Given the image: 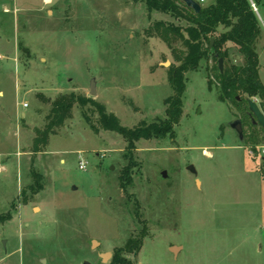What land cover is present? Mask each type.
<instances>
[{"label":"rangeland","instance_id":"1","mask_svg":"<svg viewBox=\"0 0 264 264\" xmlns=\"http://www.w3.org/2000/svg\"><path fill=\"white\" fill-rule=\"evenodd\" d=\"M159 21L186 25L134 0H0V264H112L117 250L133 264H264V129L260 145L233 129L242 120L218 100L219 59L186 74L172 136L142 139L131 154L122 136L97 131L92 105L76 104L34 150L61 95L92 100L127 128L167 119L179 63ZM136 240L139 252L124 251Z\"/></svg>","mask_w":264,"mask_h":264},{"label":"trees","instance_id":"2","mask_svg":"<svg viewBox=\"0 0 264 264\" xmlns=\"http://www.w3.org/2000/svg\"><path fill=\"white\" fill-rule=\"evenodd\" d=\"M134 1L144 3L149 13L159 12L169 15L176 21L186 23L183 26L159 21L154 27L155 33L167 44L179 63L169 69L168 81L174 94L166 100L167 119L151 124L142 123L136 128H127L122 126L114 114L107 112L104 106L76 95H61L52 102L53 107L48 116L49 123L41 131H36L34 150L38 152L41 146L45 147L48 144L49 137L56 134V129L64 126L66 120L72 117L76 104L82 108L92 105L97 111L99 120V128L97 127V129L94 125L92 128H96L97 131H111L122 136L131 154L142 139L152 140L172 136L174 127L179 123L183 113V96L187 89L186 74L197 71L201 63L210 57L216 61L224 60L223 73L218 66L215 68L218 100L237 109L242 125L247 128L246 143L260 145L261 134L257 132L252 117L248 114V101L249 99L260 100L259 107L264 113V83L260 80V56L257 49L262 28L259 16L253 8V5L256 8L263 6L264 0H217L211 5L201 4L202 8L199 13L187 8L179 0ZM212 41L213 44H211ZM177 44H181V48L176 47ZM231 47L237 49L242 58V64L231 60ZM84 117L88 120L86 114ZM133 167H135V163L132 156L130 165L126 167L120 177L121 182L131 176L130 169ZM121 185L126 188V184ZM132 243V247L130 248L128 245V249L124 251L139 252L143 241L136 240ZM122 252V250H117L113 254L112 264H133L129 259H126Z\"/></svg>","mask_w":264,"mask_h":264},{"label":"water","instance_id":"3","mask_svg":"<svg viewBox=\"0 0 264 264\" xmlns=\"http://www.w3.org/2000/svg\"><path fill=\"white\" fill-rule=\"evenodd\" d=\"M181 3L185 4L187 8L192 9L195 13H199L201 11V5L196 0H179ZM213 44V41L211 42ZM218 66L221 71V73L224 72V66H223V59H219ZM96 80L92 79L91 81V90L90 94L92 96H95L97 93V86H95ZM248 107H249V116L253 119V125L258 126L264 129V113L262 112L261 108L259 107V104L254 99H249L248 101ZM233 129L236 131V133L239 134L241 141L244 139V133H243V127L241 121H236L232 125ZM262 162L264 163V157L262 158ZM190 170L192 172H195V169L190 167ZM166 175V173L164 174ZM94 244H98L96 241H94ZM112 255L110 254H103L101 257L106 261L107 259L111 258ZM82 264H92L89 261H84Z\"/></svg>","mask_w":264,"mask_h":264},{"label":"built area","instance_id":"4","mask_svg":"<svg viewBox=\"0 0 264 264\" xmlns=\"http://www.w3.org/2000/svg\"><path fill=\"white\" fill-rule=\"evenodd\" d=\"M200 5L201 4H204L206 2V0H196ZM253 8H254V11L257 13L258 9L256 8L255 5H253ZM25 107H28V105L24 104ZM263 156H264V151H263ZM79 168L81 170H85L86 166L85 164L83 163V161H80V165H79Z\"/></svg>","mask_w":264,"mask_h":264},{"label":"flooded vegetation","instance_id":"5","mask_svg":"<svg viewBox=\"0 0 264 264\" xmlns=\"http://www.w3.org/2000/svg\"><path fill=\"white\" fill-rule=\"evenodd\" d=\"M253 120V119H252Z\"/></svg>","mask_w":264,"mask_h":264}]
</instances>
